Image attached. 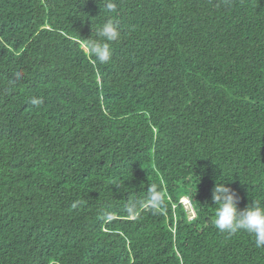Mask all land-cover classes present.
Returning a JSON list of instances; mask_svg holds the SVG:
<instances>
[{"label":"trees","instance_id":"1","mask_svg":"<svg viewBox=\"0 0 264 264\" xmlns=\"http://www.w3.org/2000/svg\"><path fill=\"white\" fill-rule=\"evenodd\" d=\"M113 2L0 0V264H264L211 199L264 205V0Z\"/></svg>","mask_w":264,"mask_h":264},{"label":"clouds","instance_id":"2","mask_svg":"<svg viewBox=\"0 0 264 264\" xmlns=\"http://www.w3.org/2000/svg\"><path fill=\"white\" fill-rule=\"evenodd\" d=\"M103 3L106 11H116V4L113 0H103ZM97 36L99 39H85L82 47L99 63H108L112 55L110 42L116 41L120 37L119 22L115 19L106 20L97 30ZM30 103L39 105L43 103V100L31 98ZM181 199H186L184 202L180 201L182 205H190L187 198L183 197ZM211 199L214 206H216L213 224L217 230L230 234L245 231L254 236L256 247L264 248V205L252 202L244 209H239V197L233 189L227 186V182H216ZM78 203L79 201L74 202L72 207L75 208ZM142 203L146 209L161 210L164 207V193L160 186L155 183L150 184ZM136 208V203L131 204L129 206L130 213L134 214Z\"/></svg>","mask_w":264,"mask_h":264},{"label":"built area","instance_id":"3","mask_svg":"<svg viewBox=\"0 0 264 264\" xmlns=\"http://www.w3.org/2000/svg\"><path fill=\"white\" fill-rule=\"evenodd\" d=\"M184 207H186V208H187V211H189V214H190L189 219H192V218L195 216V214H194V212L192 211L190 205L188 204V205H186V206H184ZM186 208H185V209H186Z\"/></svg>","mask_w":264,"mask_h":264},{"label":"rangeland","instance_id":"4","mask_svg":"<svg viewBox=\"0 0 264 264\" xmlns=\"http://www.w3.org/2000/svg\"><path fill=\"white\" fill-rule=\"evenodd\" d=\"M184 200L186 201V199H181V202H184ZM184 204V203H183ZM184 206H186L185 204H184ZM186 208V207H185ZM186 210H187V208H186Z\"/></svg>","mask_w":264,"mask_h":264}]
</instances>
